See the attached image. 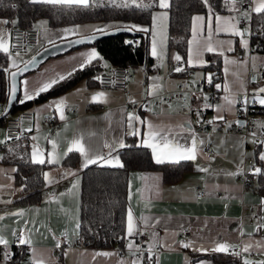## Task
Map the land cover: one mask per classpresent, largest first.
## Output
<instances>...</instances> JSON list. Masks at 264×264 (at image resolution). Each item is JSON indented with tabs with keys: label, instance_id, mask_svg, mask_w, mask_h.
Instances as JSON below:
<instances>
[{
	"label": "crops",
	"instance_id": "1",
	"mask_svg": "<svg viewBox=\"0 0 264 264\" xmlns=\"http://www.w3.org/2000/svg\"><path fill=\"white\" fill-rule=\"evenodd\" d=\"M121 2L122 0H116V3ZM128 2L130 3L131 0ZM144 2L154 3L148 27L150 31H148L147 47L148 55L151 58L150 65H153L156 60L157 66L152 67L154 72L145 74L147 69L137 65L130 69L141 67L142 70L140 68L139 70L145 76L143 78L138 76L136 80L131 75L128 79L126 92L101 89L94 77H98L103 67L107 68L110 65L102 59L94 60L99 64V70H90L87 76L82 77L63 92L32 104L26 109L32 112L33 117L31 120L22 123L21 138L15 141H7L3 127L0 126V141H3L0 143V216L3 217L0 220V234L8 241L7 245L0 244V264H17L23 260L33 262L39 259L44 260L45 264H132V261L137 260V258L138 264H142V259L137 254L131 255L129 253L127 247L129 241L121 246L114 244L109 248H92L78 242L74 231H76L75 225L79 217V172L83 168V158L79 153L74 152L77 157L73 165L63 162L65 159L63 153L67 150L68 141L74 136L83 137L82 143L91 155H102L108 159L118 157L121 147L117 144L113 150L111 147H105V142L112 144L114 141H123L124 143L125 136L133 135L131 133L137 129L140 134L133 136L136 138V144L143 146V134L148 131L147 125L141 123L140 120H133L132 128H129L127 113H134L141 120H148L166 131L171 129L172 133H175L176 142L180 144L190 145L193 135L204 142L198 149V159L187 161L190 164V169L183 172L174 181H164L161 172L158 170H130L127 174L126 200L128 210L131 208L134 218L140 223L141 230L147 234V243L150 248L158 249L154 254V264H214L210 256L228 254V252L212 251L215 242H227L242 246L244 243H254L264 238V228L257 230L256 227L257 224H264V219H261L264 217V211H262L264 205L261 204L264 194L257 191L258 174L254 172L255 168H262L264 171V161L259 159L260 153L264 152V144L261 141L253 143L248 136H243L241 132L232 129L237 119L238 103L229 111L224 100L225 96L235 94L237 101L239 99L244 101L247 97V100L259 105L262 111H252L250 118L254 123L256 135L264 136V128L260 127V124L264 123V106L252 100L253 93L258 88L264 87V80L256 77L253 79L255 72L264 68L262 67L264 65V52L255 50L250 42V34L248 33L250 19H245L236 11L213 13L211 42L217 51L212 53L218 54L220 50L224 52L223 56L220 55L221 80L213 82L210 88L214 92L215 99L209 102L208 100L205 101L204 97L206 96L200 98L197 96L194 101L184 95L182 99H174L169 103L164 102L155 106L153 104L155 96L174 90L178 84H183L185 87L187 85V88L196 90L199 79H203L206 83H208V79L205 77L206 73L198 69L202 65L196 61L195 56L193 64L188 65V42L183 62L181 61L182 58L180 61L173 59L175 55L179 54L174 50H167V19L157 22L156 39L162 37V43L157 42L160 59L158 60L152 55V14L167 11L157 6L158 0L155 2L154 0H144ZM239 4L238 8L241 12L254 7L253 4L249 3V0H243ZM252 13L255 12H251L250 16ZM215 15L224 18H238L239 22L236 27L242 32L247 29V34L244 32L243 35V39L247 41V48L242 47L241 36L232 35L231 32H215ZM193 16L204 17V23L207 25L209 12L194 13L191 16L188 40L192 39ZM0 20L10 21L8 24H0V30L7 33L12 26H15L11 23L14 21L13 19L0 17ZM41 22H46V20L37 18L31 24L38 30V45L28 48L19 56L11 52L16 67L26 61L39 48L51 44L49 40L57 42L93 33L91 29L94 26H91L93 25L91 22L96 21L56 27H50L47 22ZM240 22H244L245 25L240 24ZM77 25L80 26L78 34L65 35L62 32L65 28H73ZM115 26L117 25L107 27L105 30ZM119 26L126 25L121 24ZM89 27L91 28L89 29ZM203 35L207 38V31ZM219 42L223 43L220 44ZM201 44L203 45V41ZM229 47L233 50L228 51ZM92 48L95 47L82 45L49 57L36 69L21 76L17 101L19 102L24 98V81L28 82L27 89L31 92L56 74L66 75L72 72L74 67L79 69L78 65L81 62L79 54L90 51ZM205 53L202 56L203 60ZM5 56L6 63L0 70L7 75V72L15 67L11 66L12 60L8 59L7 54ZM253 57L255 58V68H253ZM226 59L237 61V63L226 64ZM177 66L183 67L185 71L176 72L174 69ZM225 68L228 69L227 73ZM150 69H148L149 72ZM187 70L191 71V75H186ZM144 74L140 73V75ZM226 82L230 86V92L224 91L223 86ZM241 83H243V88H241ZM217 84L221 85L220 89H217ZM149 90H152L151 95L148 94ZM100 91L108 94L107 102L92 101V95ZM185 97H187L186 101ZM60 98H66V107L63 110L65 120L59 118V113L54 108L46 107V105ZM130 99L134 100L135 103H129ZM142 99H145L147 106L144 107L141 104ZM2 102L6 103V98ZM206 103L212 107H205ZM127 104H136L137 111L129 109ZM217 105H225L224 110H218ZM200 109L208 110V113L201 117L210 126V129L202 133L196 130L197 123L192 122L188 115L190 111L199 112ZM0 113L2 112L0 111ZM219 115H223L225 119L214 120V117ZM209 121L213 122L208 123ZM228 123L231 124V127H228ZM181 124L184 125L183 129L178 127ZM28 128L31 131H25ZM93 133L94 135H92ZM34 136L37 137L36 140L32 139ZM50 140L56 141L55 149L53 144L49 142ZM222 141L223 143H221ZM206 144H209L210 148L213 149L214 154L212 156L203 151ZM13 145L24 149L30 161L33 146L44 153L45 159L48 152L57 151L61 155L59 163L43 164V173L48 172L50 174V181L46 182L42 173L43 188L41 198L36 204L17 202L22 197L23 191L21 186L13 181L14 172L12 169L15 168V165L2 162V158L6 156V151ZM148 149L152 156L151 149ZM241 161L243 162L241 163ZM96 164L110 166L104 160H97ZM201 167L207 168L208 171H200ZM69 172L73 174H67ZM229 172L236 173V175L228 176L227 173ZM242 174L248 176L249 186L246 188L241 183ZM156 177L159 179H154ZM74 184L77 185L76 188H73ZM195 189L203 191V195L199 198L195 197ZM129 193H131V197ZM21 210L24 212L23 216L11 215V213H18ZM143 218H147V223L144 222ZM182 229H188L186 242H193L187 248L182 247L178 241V234ZM241 231L245 233L244 236L240 235ZM21 232L26 239L31 240L30 244L22 245L19 243ZM247 233H252V235L248 236ZM131 242L136 245L133 241ZM57 243L61 245L59 248L56 247ZM8 246H12V249L21 247L24 250V255L19 261L12 258L5 260L2 257V248ZM199 248L207 251H197L196 249ZM250 252L259 254L257 258L251 259L263 260L264 249L257 250L254 248ZM65 253L67 254L65 255ZM97 253H111L112 255H96Z\"/></svg>",
	"mask_w": 264,
	"mask_h": 264
},
{
	"label": "trees",
	"instance_id": "2",
	"mask_svg": "<svg viewBox=\"0 0 264 264\" xmlns=\"http://www.w3.org/2000/svg\"><path fill=\"white\" fill-rule=\"evenodd\" d=\"M212 13H231L225 0H209ZM167 11V50L176 51L182 58L186 55L189 36L190 18L194 13H207L209 8L202 0H169ZM240 4L237 5V7ZM152 9L143 10L135 6L117 8L107 0H92V6L88 8L76 6H53L45 3H32L31 0H0V17L13 19L15 26L27 27L37 18H44L50 27L63 26L90 21L121 22L123 25H137L138 28H147L150 25ZM121 25V24H119ZM250 42L255 50L264 52V14L252 13L250 16ZM136 33L117 34L94 41L92 46L96 48L102 60L109 65H122L129 68L137 65L149 69L151 58L148 55V31L133 29ZM138 39L133 46V40ZM205 63L199 67L203 73L211 75L212 82L207 83L208 88L213 82L221 80V57L217 53L206 52ZM6 63V56L0 52V69ZM90 70H99V64L92 62L82 70L77 69L67 79L60 81L48 91L38 97L27 100L23 104L18 102V96L11 104L7 114H14L20 110L28 109L32 104L44 101L51 96L63 92L76 83L82 77L87 76ZM185 71V69H184ZM7 75L0 70V102L6 98ZM196 96L192 97L194 100ZM200 98V97H199ZM195 101V100H194ZM259 111H262L259 108ZM196 112V111H195ZM201 116L208 113L207 109L197 112ZM201 114V115H200ZM5 116V115H4ZM1 116V120L4 119ZM15 141V140H13ZM10 142V141H9ZM125 147L120 148L118 157L123 167L103 166L89 164L80 170L79 184V217L80 227L77 240L84 246L92 248H109L117 244L121 246L126 231V214L128 204L126 200L127 174L130 170H158L164 181H174L180 175L190 169L187 161L179 164H157L153 161L150 150L136 144L133 135L124 138ZM257 156L255 152V157ZM76 153H70L63 160L66 164L73 165ZM3 163H12L16 171L13 173V181L21 186L23 195L17 202L21 204H36L41 198L43 188L44 165L33 164L28 159L25 150L13 145ZM258 189L264 194V171L258 174ZM120 238L116 240V236ZM24 255L21 247L12 249V259L20 260ZM214 264H243L240 258L231 254L210 256ZM264 260V257H263ZM20 262V261H19ZM18 263V262H17ZM154 264V261L153 263Z\"/></svg>",
	"mask_w": 264,
	"mask_h": 264
},
{
	"label": "snow or ice",
	"instance_id": "3",
	"mask_svg": "<svg viewBox=\"0 0 264 264\" xmlns=\"http://www.w3.org/2000/svg\"><path fill=\"white\" fill-rule=\"evenodd\" d=\"M32 3H45V4H50L53 6H76V7H83V8H88L92 6V0H31ZM110 4L117 8H128L135 6L136 8L143 9V10H148L151 9L154 6V3H145L144 0H131L129 3L128 0H122L121 3H116V0H109ZM155 2V0H154ZM204 5L209 8V16L207 19V25H205L204 20L205 18L202 16H193L192 17V39L188 40V51H189V58H188V65L191 66L193 64V58L195 56L196 61L203 65L205 61L202 59L203 53L204 52H214L217 51V48L213 46L211 42V35L213 33V13L211 10V5L209 4V0H202ZM243 2V0H225L226 5L229 8V11H236L238 12L241 16H243L245 19H250V13L255 12L258 14H264V0H249L250 4H253L254 7H251L248 11L241 12L240 9L237 7L239 3ZM157 6L161 9H167L169 5V0H158ZM167 19V12H161L159 14L153 13L152 14V55L154 57H157V59H160V55L157 51V40H156V28H157V22L158 20L164 21ZM215 19V32L219 33L221 31L224 32H231L232 35L235 36H241V45L244 48H247V41L243 39L244 32L247 31V29H244V31H240L237 27L236 24L239 22L237 17H231V18H224L219 15L214 16ZM223 21V23H221ZM197 22H200L199 24ZM10 21L8 20H0V24H8ZM11 23H15V21H11ZM41 23H46V22H41ZM106 27H111L106 26ZM130 29H137L140 31H150V29L147 28H138L137 25H131ZM80 31V26L77 25L73 28H65L62 30V32L67 35V34H78ZM91 31L93 33H104L105 32V27L101 26H95L92 27ZM207 31L208 36L207 38L204 37L203 33ZM63 38V37H62ZM94 35H89L85 36L82 40H77L75 43H83L85 41H90L94 39ZM201 41H203V45L201 44ZM49 43L54 44V41L49 40ZM71 43V42H70ZM222 44L223 42H219ZM231 42L229 41V44ZM13 45H10V34L7 33L6 31L0 30V52L7 54L8 59L12 60V53L10 52V47ZM194 46H195V51H194ZM233 49L231 47L228 48V51H232ZM16 56H19L20 53H16ZM218 55L223 56L224 52L222 50L218 51ZM80 58V63L78 65V68L82 70L89 64H91L94 60H99L102 59L99 56V53L96 51L95 48H92L90 51L83 52L79 54ZM35 59V58H33ZM75 59V58H74ZM176 61H180L181 57L179 55H175L173 57ZM253 68H255V58L253 57ZM28 64L32 63V61H28ZM226 64L232 63L235 64L237 61H228L227 59L225 60ZM13 67H16L15 61L12 60V65ZM264 67V65H262ZM27 69V64L25 65L24 69H21V71ZM77 70L76 67L72 69V72H75ZM176 72H181L184 71L183 67L177 66L174 69ZM228 69L225 68V72L227 73ZM72 72L67 73L66 75L64 74H56L49 80L43 82L37 89L29 92L27 89V81H24L25 84V92H24V98L21 99L19 102L23 104L26 100H32L36 97H38L41 93H44L51 89L54 85L59 83L60 81H63L70 77L72 75ZM12 77L15 78L16 73L13 72ZM236 75V74H234ZM94 79L99 80L100 77H94ZM127 79V77H126ZM155 79V78H154ZM255 79V77L253 78ZM208 82L211 83V75L208 78ZM114 84V81H113ZM187 87V85H186ZM217 89L221 88L220 84L216 85ZM225 92H230V86L226 82L223 86ZM241 88H243V83H241ZM15 92L16 88L15 85L12 86L11 88V95L9 97V102L15 97ZM149 95L152 94V90H149L148 92ZM264 87L258 88L252 95V100L253 102H258L260 105L264 106ZM107 93L100 91L96 92L92 95V101L93 102H98V103H105L107 102ZM205 101L207 100V97H204ZM187 100V97H185V101ZM224 100L226 102L227 110L231 111L235 105L238 103L235 94L228 95L224 97ZM162 103H164L163 100H161ZM241 102H247V97H245L244 101ZM129 103H135L134 100H129ZM47 108H54L56 112L59 113V118L61 120H65L66 117L64 115V108L66 107V98H60L58 100H55L51 102L49 105H46ZM205 107H212L209 104H205ZM218 110H224L225 105H217L216 106ZM223 115H219L217 117H214V120H224ZM133 120H140L141 123L147 125L148 131L143 134V146L146 148H150L152 152V158L157 164H164V163H173V164H179L182 161H196L198 159L199 153L198 149L200 148V145L203 144L204 142L202 140H198V138L193 135L191 137V143L190 145H184L176 142L175 140V133H172L171 129H168L167 131L160 127L153 125L150 121L148 120H141L140 117L135 116L134 113H127V122L129 128H132V121ZM213 121H209L208 123H212ZM23 121H21V124ZM227 123V122H226ZM239 124L240 122L237 121ZM179 128L183 129L184 125H178ZM228 127H231V124L228 123ZM260 127L264 128V123L260 124ZM25 131H31L30 128L25 129ZM131 134L133 135H139V130L137 129L136 131L132 132ZM59 135V133H57ZM94 135V133L92 134ZM253 137L256 135V133H252ZM10 139V137H9ZM19 139V136L17 137ZM33 140H36L37 137H32ZM82 136H74L73 139L68 141V146L67 150L63 153V156H68L72 152H77L79 155L83 158V163L82 167L86 168L88 167L89 164H95L97 160H104L105 163H107L110 166L114 167H123V164L120 162L119 157H114L112 159H108L105 156L102 155H96L93 156L90 154L89 150L85 147V145L82 143ZM3 141H0L2 143ZM50 143L53 144V148L55 149L56 147V141L50 140ZM223 143V141L221 142ZM262 144H264V141H261ZM125 147L123 141L116 142L114 141L112 144H109L105 142V147H111L113 150H115V147ZM109 156H111V153H109ZM61 159V155L57 151L53 152H48L47 153V158H44V153L41 150H38L36 146H33V150L31 153V163L33 164H40L43 165L45 163L47 164H56L59 163ZM259 159L264 161V152L260 153ZM243 161H241L242 163ZM13 172L16 171L15 168L12 169ZM200 171L207 172V168H200ZM254 172L259 174L261 173L260 168H255ZM67 174H73L71 172ZM228 176H234L236 173L229 172L227 173ZM44 179L46 182L50 181V174L48 172L43 173ZM154 179H159L158 177ZM77 185L74 184L73 188H76ZM71 193V190H69ZM129 196L131 197V193H129ZM261 204L264 205V199L261 200ZM262 211H264V208H262ZM24 212L21 210L18 213H11V215H20L23 216ZM3 217L0 216V220H2ZM144 222L147 223V218H143ZM261 219H264L262 217ZM27 223V221H25ZM80 227L79 221L77 220L75 228L76 231H74V235L79 236L78 229ZM257 230L264 228V224H257ZM127 236L131 237L137 234H141L138 231L136 219L133 216V212L131 208L128 210L127 214ZM30 231V230H29ZM14 235L16 234L15 232L13 233ZM241 236H244L245 233L241 231L240 233ZM248 236H251L252 233H247ZM8 241L3 237L2 234H0V244L7 245ZM19 243L20 244H30L31 240L26 239L23 235V232H21L19 236ZM193 242L192 241H180V244L182 247H189L191 246ZM61 245L60 243L56 244V247L59 248ZM129 249V253L131 255H135L136 253L140 252V248L138 245H134L131 241H129L127 245ZM236 248H240V251H235ZM264 249V238L261 240H257L254 243L248 242L244 243L242 246L237 245V244H230L227 242H215V247L211 249L214 252H224L227 253L229 252L230 249H232V255L236 257H241L242 253L245 252H250L253 249ZM197 251H207L206 249L199 248L196 249ZM149 251V259L152 257V251L151 248L148 250ZM67 253H65L66 255ZM96 255H112L111 253H97ZM7 258V255L6 257ZM33 264H45V261L42 259L39 260H34ZM132 264H138V258L137 260H133ZM243 264H264V260H250L248 258L243 259Z\"/></svg>",
	"mask_w": 264,
	"mask_h": 264
},
{
	"label": "built area",
	"instance_id": "4",
	"mask_svg": "<svg viewBox=\"0 0 264 264\" xmlns=\"http://www.w3.org/2000/svg\"><path fill=\"white\" fill-rule=\"evenodd\" d=\"M250 23V22H249ZM248 23V24H249ZM240 24L245 25L244 22H240ZM249 27V26H248ZM248 33L250 34V28L248 30ZM10 34V45H13L10 47V52L13 53H22L27 48L36 47L38 45L39 40V34L38 30L35 29L32 26L27 27H20V26H12L9 30ZM138 39L133 40V46L137 45ZM143 67V66H142ZM144 68V67H143ZM145 69V68H144ZM154 71V70H152ZM130 68L127 66L122 65H110L107 68H102L99 72L98 77H100L99 80H97V85L101 89H110L120 92H126L128 79L130 77ZM186 75H191V71L187 70ZM255 77L264 80V68L258 70L255 72ZM127 77V79H126ZM114 81V84H113ZM207 83L203 79H199L197 81V88L196 90H191L187 87H185L183 84H178L174 90L164 92L162 94H159L155 96L153 100V104L155 106L160 105L163 100L166 103L171 102L174 99H182L183 96L186 95L189 98H192L193 96H206L207 100L211 102L213 99H215L214 92L206 87ZM243 100H238V108L236 110L237 112V119L234 122L232 129L237 132H241L243 136H248L251 139V142L258 143L262 140H264L263 135H255L253 137L252 133H255V127L254 123L252 122L250 115L252 111H259L260 106L250 102L247 100V102H241ZM141 104L147 106V102L145 99H142ZM6 103L0 102V111L2 112L5 108ZM127 107L131 109L132 111H137V105L136 104H127ZM189 119L192 122H196V130L198 132H206L208 129H210V126L202 119L200 118L199 114L197 112L190 111L188 113ZM33 117V114L30 110H20L17 111L14 114H6L4 116V119L1 120V113H0V126L3 127L4 130V136L7 141H13L18 140L17 137L21 138L22 136V124L21 121H29ZM237 121L240 123L238 124ZM10 137V139H9ZM203 151L209 155L212 156L214 154L213 149L210 148L209 144L204 145ZM241 183L244 188L249 186L248 176L246 174H242L241 177ZM195 197H201L203 195V191L195 189ZM255 192V190H254ZM138 231L141 234H137L134 236H127L125 234L123 236L122 243H125L127 241H133L136 245L139 246L140 252L136 253L141 259L142 264H152L154 261V254L158 251L157 248H151L152 251V257L149 259V249L150 246L148 245V236L147 234L141 230L140 223L136 221ZM188 236V229H182L178 234V241L180 244V241H187ZM120 238V235L118 234L116 236V240ZM181 245V244H180ZM12 246H8L5 248H2V257L5 260H10L12 258ZM235 251H240L239 248H236ZM232 253V249L229 251V254ZM7 255V258H5ZM232 255V254H231ZM234 256V255H233ZM259 256L258 253L253 252H247L242 253L240 260L242 261L243 258H257ZM236 257V256H235ZM17 264H33V262H30L28 260H23L21 262H18Z\"/></svg>",
	"mask_w": 264,
	"mask_h": 264
},
{
	"label": "water",
	"instance_id": "5",
	"mask_svg": "<svg viewBox=\"0 0 264 264\" xmlns=\"http://www.w3.org/2000/svg\"><path fill=\"white\" fill-rule=\"evenodd\" d=\"M122 33L129 34V35L133 36L136 32L133 29H130V26H115V27L106 29L104 33H89V34L76 36V37H72V38L65 39V40H60V41L54 42V44L51 43V44H48V45H45V46L39 48L26 61H24L19 66L15 67V68H13L7 72V87L8 88H7V96H6V105H5L4 110L1 113V116H4L8 113L11 104L15 101V99L17 97L18 87H19V78L21 76H23L24 74L36 69L47 58L62 54V53L66 52L72 48H75V47H79L82 45H90L94 41H96L100 38H104V37H108V36H112V35H117V34H122ZM245 34H247V32H245ZM89 35H94L95 38L90 40V41H85L83 43H75V41L82 40L85 36H89ZM33 58H35V59H33ZM28 61H32V63L28 64L27 63ZM26 64H27V69L21 71V69L25 68ZM13 72L16 73L15 78H13L11 75ZM254 77L255 76H253V78ZM13 85H15V88H16L15 97L11 100V102H9V97L11 95V88ZM243 259H242V262H243ZM248 259H250V258H248ZM250 260H254V259H250Z\"/></svg>",
	"mask_w": 264,
	"mask_h": 264
},
{
	"label": "rangeland",
	"instance_id": "6",
	"mask_svg": "<svg viewBox=\"0 0 264 264\" xmlns=\"http://www.w3.org/2000/svg\"><path fill=\"white\" fill-rule=\"evenodd\" d=\"M91 24H93V25H91V26H101V27H105V28H107L106 26H112V25H117V26H119V24H123V23H121V22H104V21H96V22H91ZM91 27H89V29H90ZM157 40V42L159 43V44H161L162 43V37L161 38H157L156 39ZM28 49V48H27ZM26 49V50H27ZM157 65H156V60L154 61V63H153V65H150V72L148 71V69L146 70V73L145 74H148V73H152V67L154 68V67H156ZM140 68V70H142L141 69V67H139ZM139 68H136V69H130V72H129V74H130V77H131V75L134 77V78H136V80L138 79V76H140V78H141V76H142V78H143V76H145V74L144 73H142V71H140L139 70ZM139 71V72H138ZM154 72V71H153ZM140 73L141 74H144V75H140ZM207 79L209 78V73L207 72L206 73V76H205Z\"/></svg>",
	"mask_w": 264,
	"mask_h": 264
}]
</instances>
